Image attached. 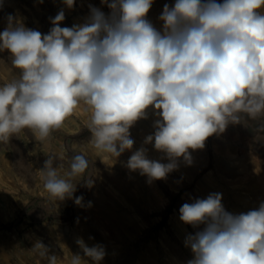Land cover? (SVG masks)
<instances>
[{
    "label": "clouds",
    "instance_id": "clouds-1",
    "mask_svg": "<svg viewBox=\"0 0 264 264\" xmlns=\"http://www.w3.org/2000/svg\"><path fill=\"white\" fill-rule=\"evenodd\" d=\"M63 3L72 9L76 0ZM101 3L109 14L90 5L84 21L71 27H61V9L46 34L7 17L0 52L9 53L19 72L0 85V143L25 129L45 141L83 104L89 142L118 158L133 149L130 129L151 108L157 118L143 145L168 162L149 159L141 146L126 167L152 181L177 170L180 158L190 163L189 149L204 148L230 124L264 119V0H175L164 5L160 29L147 19L153 0ZM56 161L49 155L41 169L51 198L71 199L78 177L93 185L84 154L68 158L63 174ZM83 199L74 203L83 206ZM179 214L186 225H203L185 239L193 253L187 264H264V201L234 214L225 210L222 194L210 193L183 204ZM76 243L83 255L72 254L69 264L104 259L103 246L89 247L82 238ZM33 248L57 264L42 242Z\"/></svg>",
    "mask_w": 264,
    "mask_h": 264
},
{
    "label": "rangeland",
    "instance_id": "rangeland-1",
    "mask_svg": "<svg viewBox=\"0 0 264 264\" xmlns=\"http://www.w3.org/2000/svg\"><path fill=\"white\" fill-rule=\"evenodd\" d=\"M165 4L174 2L153 0L147 15L157 29L162 27L158 18ZM90 5L106 15L110 12L101 0H76L72 9L63 0H0V32L11 14L25 27L46 34L52 27L50 18L61 9V27H71L84 21ZM18 72L9 53L0 52V85L17 78ZM85 108L81 104L45 141L25 129L0 148V264H48L47 255H40L44 249L33 248L37 241L58 257L57 264H69L72 254L83 255L76 243L81 238L89 247L103 246L100 264H187L193 253L185 239L203 225L196 229L179 219L183 204L220 193L225 210L238 214L264 201V119L230 124L222 134L210 136L204 148L189 149L190 163L180 158L178 169L166 179L150 181L126 164L141 146L147 148L149 159L168 162L151 144L143 145L154 131L153 110L149 108L148 118L130 129L133 149L112 158L89 142L90 113ZM15 145L22 151L20 167ZM75 153L90 161L87 174L94 183L86 187L78 177L73 197L57 201L44 189L41 169L54 155L63 174ZM78 196H83V206L74 203Z\"/></svg>",
    "mask_w": 264,
    "mask_h": 264
},
{
    "label": "bare ground",
    "instance_id": "bare-ground-1",
    "mask_svg": "<svg viewBox=\"0 0 264 264\" xmlns=\"http://www.w3.org/2000/svg\"><path fill=\"white\" fill-rule=\"evenodd\" d=\"M173 2H175V0H173ZM221 2H222V0H221ZM4 14V13H3ZM8 15V14H7ZM11 15V14H10ZM3 17V16H2ZM6 19H7V16H6ZM6 52V51H5ZM12 138V137H11ZM11 141V140H10ZM14 142V141H13ZM4 145V143H0V148L2 147ZM5 147V146H4ZM15 147H16V155H17V157H18V167H20V165H22L23 164V157H22V151L15 145ZM16 168V167H15ZM15 168H13V169H15ZM12 169V170H13ZM19 170V169H18ZM15 171V170H14ZM14 171H12V172H14ZM17 174V173H16ZM4 196V195H3ZM2 197V196H1Z\"/></svg>",
    "mask_w": 264,
    "mask_h": 264
}]
</instances>
